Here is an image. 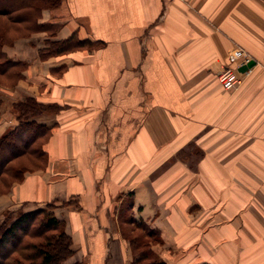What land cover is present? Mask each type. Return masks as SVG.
Listing matches in <instances>:
<instances>
[{"label": "crops", "instance_id": "crops-1", "mask_svg": "<svg viewBox=\"0 0 264 264\" xmlns=\"http://www.w3.org/2000/svg\"><path fill=\"white\" fill-rule=\"evenodd\" d=\"M189 1L61 0L50 27L4 46L24 69L0 82V137L28 98L50 128L46 164L0 193V219L51 205L96 264L119 238L109 208L132 194L167 264H264V0ZM73 35L85 44L42 51ZM226 66L245 77L229 91Z\"/></svg>", "mask_w": 264, "mask_h": 264}, {"label": "rangeland", "instance_id": "rangeland-1", "mask_svg": "<svg viewBox=\"0 0 264 264\" xmlns=\"http://www.w3.org/2000/svg\"><path fill=\"white\" fill-rule=\"evenodd\" d=\"M188 8L191 9V7ZM5 25H7V27L8 25L10 26V24L6 21ZM44 27H50V25H45ZM30 33H27L24 28L21 27L20 31L12 30L10 32V38L15 37L17 39L21 36L29 35ZM4 41H8V36ZM14 41L15 39L10 44H13ZM245 51L251 56V58H253L252 54H250L247 50ZM43 54L46 55V53ZM261 69H264L262 67V64ZM0 82L5 85H8V83H10V81L6 77L1 78ZM244 82L245 77L243 83ZM1 102L2 100L0 99V106ZM14 111L19 124V109L17 108L16 104L14 105ZM40 114H42V112L39 113L36 117L40 116ZM45 126L46 128L44 129L43 133H41L43 136L48 133L47 131L50 128V126ZM42 141L43 139L37 140L34 146L39 148V146L43 144ZM34 146L32 150L35 148ZM46 160V157H40L38 156V154L31 156L30 152L14 159L11 164L4 167L2 179L0 180V189L4 188L5 185H9V183L11 184L12 182L14 183L16 181L15 177L18 174L17 171L22 168V166L32 168V170L38 169L41 165V167H43V164L46 162ZM193 182L197 183V185L193 184L192 188V194L194 195H192L191 198V202L193 203V205L190 207L191 212H194L195 210L197 211L199 209V206L197 204L198 200L195 197V195L198 197V195L200 194V189L198 186V183L200 182L199 174L193 175ZM132 200V194L130 196L127 195L125 200L121 201L120 203L116 202L117 204L114 203V205L109 208V210H111L117 217L119 225V238H110L106 241L107 249L105 252V256L104 254L103 256H101L104 259L102 264H159V262L165 261V259L161 257L158 252V249L162 247L160 233L157 231V228L145 221L143 216H141L140 210L137 206L134 207V205H131V203L133 202ZM37 209H42L45 212L35 215L36 218L33 222V225L29 229H17L15 235L12 236V238L9 240L10 244H8V246L6 247L5 251H8L11 254L8 256L9 259H5L4 264H29L31 261L36 260L40 262L42 261L43 257L40 251L43 252L44 250H50L52 252L59 253L60 257L62 256V260L59 259L56 264H92L90 262V255H88V251L86 253V250L83 249L82 240L80 241V244L74 245L72 239H70L73 253L69 256H66L64 254V251H61L62 243H60L59 240H62V238H57V240L55 239L61 230H65L67 232L66 222L55 214L51 205H44L43 207H39ZM140 209H142V207H140ZM48 212H53V214L60 221H62L63 224L59 228L50 229L46 226V224H44V220L46 219V214ZM20 213H22V211H18L15 213L9 210L3 214V218L0 219V237L5 232V229L12 225V223L20 215ZM53 239L58 241H55L54 245L52 242ZM57 245L59 246L57 247ZM56 249L59 250V252H57ZM145 252L147 253L145 254ZM101 257H98V262H100V260L102 259ZM98 262H96V264H98Z\"/></svg>", "mask_w": 264, "mask_h": 264}, {"label": "trees", "instance_id": "trees-1", "mask_svg": "<svg viewBox=\"0 0 264 264\" xmlns=\"http://www.w3.org/2000/svg\"><path fill=\"white\" fill-rule=\"evenodd\" d=\"M60 3L61 0H0V79L6 77L10 82H14L22 76V70L24 69V64L22 62L9 59L7 54L4 52V46L10 44L14 39H16L12 36V38H10V32L12 30L20 31L21 27L24 28L27 33L38 31L45 26V24L39 23L43 10L55 9L60 5ZM5 21L9 23L10 26L8 25L7 27V25H5ZM7 36L8 41H4ZM82 44H85V40H76V36L73 35L65 41L53 42L50 49L42 51L48 53L65 51L73 47L82 46ZM16 106L19 109V124L17 127L11 129L5 135L0 137V180L2 179L4 167L11 164L14 159L29 152L31 156L38 154L40 157H45L43 144L49 135V130L47 129L48 133L43 136L41 133H43L46 126L37 122L34 117L43 112L46 107L34 98H28L25 101L18 102L16 103ZM39 139H43V144L38 148L34 146V144ZM33 146L35 148L32 150ZM45 164L46 162L43 166ZM30 170L32 171V168L22 166V168L18 170L19 172L17 171L18 174L15 177L16 181H21L25 172ZM12 185L13 182L11 184L9 183V185H5L4 188L0 189V193L8 192ZM44 212L45 211L42 209L25 212L22 211V213H20V215L14 220L12 225L5 229V232L0 237V264H4L5 259H9L8 256L11 253L5 250L8 244H10L9 240L15 235L17 229H29L33 225L36 218L35 215ZM44 224H46V226L50 229H56L63 223L53 214V212H48L46 214ZM57 238H62V240H59L60 243H62V249L60 246L61 251H64L66 256L71 255L73 253V249L70 240L71 238L67 232L65 230H61L55 239L57 240ZM55 239L52 240L53 245L55 244ZM58 246L59 245H57V247ZM56 251L59 252L57 249ZM40 253L43 255L42 261H31L29 264H56L59 259L62 260V256L60 257L59 253H55L50 250H44L43 252L40 251ZM146 253L147 252H145V254ZM159 264L167 263L165 261H161Z\"/></svg>", "mask_w": 264, "mask_h": 264}, {"label": "built area", "instance_id": "built-area-1", "mask_svg": "<svg viewBox=\"0 0 264 264\" xmlns=\"http://www.w3.org/2000/svg\"><path fill=\"white\" fill-rule=\"evenodd\" d=\"M234 58L240 60L241 65L247 64L252 59L242 47L237 48L234 53ZM218 80L223 89L229 91L243 83L244 74H241L235 68L228 66L219 72Z\"/></svg>", "mask_w": 264, "mask_h": 264}, {"label": "water", "instance_id": "water-1", "mask_svg": "<svg viewBox=\"0 0 264 264\" xmlns=\"http://www.w3.org/2000/svg\"><path fill=\"white\" fill-rule=\"evenodd\" d=\"M256 64V61L254 59H251L247 64L242 65L240 68L241 72H245L248 68L254 66Z\"/></svg>", "mask_w": 264, "mask_h": 264}]
</instances>
